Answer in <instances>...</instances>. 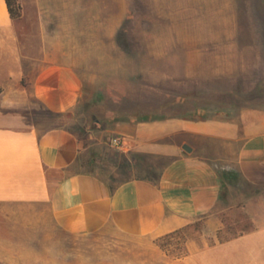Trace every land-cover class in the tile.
I'll list each match as a JSON object with an SVG mask.
<instances>
[{
  "label": "crops",
  "instance_id": "1",
  "mask_svg": "<svg viewBox=\"0 0 264 264\" xmlns=\"http://www.w3.org/2000/svg\"><path fill=\"white\" fill-rule=\"evenodd\" d=\"M17 1L13 20L0 0V264H82L81 240L99 234L155 241L203 216L213 224L221 170L264 186V118L128 115L107 129L80 76L82 58L156 56L130 41L233 39L220 34L236 24L235 0Z\"/></svg>",
  "mask_w": 264,
  "mask_h": 264
},
{
  "label": "rangeland",
  "instance_id": "2",
  "mask_svg": "<svg viewBox=\"0 0 264 264\" xmlns=\"http://www.w3.org/2000/svg\"><path fill=\"white\" fill-rule=\"evenodd\" d=\"M233 10L239 15L236 24L226 25L220 34L233 36L230 40L130 41L134 52L156 56L114 52L109 58H82L87 70L80 73L83 84L90 96L103 99L97 113L113 118L104 126L114 129L128 115L200 118L195 114L198 108H206V116L242 125L262 122L264 0H235ZM80 136L87 138L83 131ZM113 139L119 137L114 134ZM119 152L112 149L113 155ZM220 206L221 214L213 222H220L222 215L229 222L239 220L241 227L251 224L260 233L252 231L221 245L215 239L218 224L210 223L212 219H204L199 231L192 227L185 232V244L180 235L150 241L110 232L81 240L82 258H90L82 264H264V186L244 183L231 188Z\"/></svg>",
  "mask_w": 264,
  "mask_h": 264
},
{
  "label": "trees",
  "instance_id": "3",
  "mask_svg": "<svg viewBox=\"0 0 264 264\" xmlns=\"http://www.w3.org/2000/svg\"><path fill=\"white\" fill-rule=\"evenodd\" d=\"M4 1L7 6L10 18L13 20L20 19L21 7L18 1L17 0H4ZM121 36L122 34L119 35L118 37L119 39L117 42L120 46L125 47L128 44L125 40L121 39L122 38ZM207 113H208V110L206 108L205 109L198 108V109H195V114L202 115L200 118H196V117H191V118L180 117V118L190 119L193 121H198V120L202 121V120L217 118V117L206 116ZM215 113H216L215 115H219L221 112H215ZM135 117H136L135 119L139 122H151V121L163 120V118L147 117L143 115L142 116L135 115ZM217 177H218V181L220 185V193L218 197V201L220 203H223L226 201V198L229 195L231 188H237L244 183L247 184V182H245L242 175H240V173L235 169H231V170L225 169V170L218 171ZM204 219H205V216L199 218L198 220L192 222L191 224H188L180 229H177L176 231L170 234H167L163 238L175 239L177 236L180 235L183 237L182 244H185L187 240V238H185V232H187L192 227L196 228L197 231L201 230ZM220 223H221V226L215 232V239L217 240V243L219 244L226 243L228 241H231L237 237H240L244 234L250 233L255 230V228L251 224H246L241 227V222L239 220L229 222L226 219H224L222 215L220 216Z\"/></svg>",
  "mask_w": 264,
  "mask_h": 264
},
{
  "label": "built area",
  "instance_id": "4",
  "mask_svg": "<svg viewBox=\"0 0 264 264\" xmlns=\"http://www.w3.org/2000/svg\"><path fill=\"white\" fill-rule=\"evenodd\" d=\"M111 144L117 149H122L123 148V144H122V142L119 139H113L111 141Z\"/></svg>",
  "mask_w": 264,
  "mask_h": 264
},
{
  "label": "water",
  "instance_id": "5",
  "mask_svg": "<svg viewBox=\"0 0 264 264\" xmlns=\"http://www.w3.org/2000/svg\"><path fill=\"white\" fill-rule=\"evenodd\" d=\"M182 150L184 151V152H186V153H188V154H190L191 152H192V149L188 146V145H186V144H184V145H182Z\"/></svg>",
  "mask_w": 264,
  "mask_h": 264
}]
</instances>
